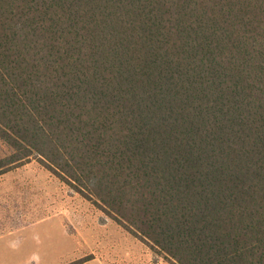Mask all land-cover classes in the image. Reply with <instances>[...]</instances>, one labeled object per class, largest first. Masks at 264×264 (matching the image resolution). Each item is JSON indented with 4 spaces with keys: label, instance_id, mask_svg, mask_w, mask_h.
I'll list each match as a JSON object with an SVG mask.
<instances>
[{
    "label": "trees",
    "instance_id": "16d2710c",
    "mask_svg": "<svg viewBox=\"0 0 264 264\" xmlns=\"http://www.w3.org/2000/svg\"><path fill=\"white\" fill-rule=\"evenodd\" d=\"M0 142L172 264H264V0H0Z\"/></svg>",
    "mask_w": 264,
    "mask_h": 264
},
{
    "label": "rangeland",
    "instance_id": "374dc122",
    "mask_svg": "<svg viewBox=\"0 0 264 264\" xmlns=\"http://www.w3.org/2000/svg\"><path fill=\"white\" fill-rule=\"evenodd\" d=\"M9 153L0 142V158ZM157 259L162 255L36 161L0 176V264H154Z\"/></svg>",
    "mask_w": 264,
    "mask_h": 264
},
{
    "label": "crops",
    "instance_id": "0c3cea01",
    "mask_svg": "<svg viewBox=\"0 0 264 264\" xmlns=\"http://www.w3.org/2000/svg\"><path fill=\"white\" fill-rule=\"evenodd\" d=\"M166 262L169 263L170 261L169 260H165V259H157V261L154 262V264H167Z\"/></svg>",
    "mask_w": 264,
    "mask_h": 264
}]
</instances>
